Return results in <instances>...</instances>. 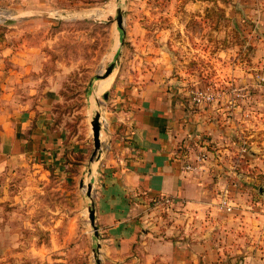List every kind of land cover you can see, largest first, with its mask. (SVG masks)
<instances>
[{"label":"crops","instance_id":"obj_1","mask_svg":"<svg viewBox=\"0 0 264 264\" xmlns=\"http://www.w3.org/2000/svg\"><path fill=\"white\" fill-rule=\"evenodd\" d=\"M240 2L262 28L252 59L264 66V0ZM23 54L0 34V264H97L98 242L101 264H238L227 260L242 249L223 239L216 187L175 157L200 128L182 101L156 84L117 83L95 158L56 124L49 100L25 92ZM161 195L176 202L160 216L150 201ZM254 261L240 264H263Z\"/></svg>","mask_w":264,"mask_h":264},{"label":"rangeland","instance_id":"obj_2","mask_svg":"<svg viewBox=\"0 0 264 264\" xmlns=\"http://www.w3.org/2000/svg\"><path fill=\"white\" fill-rule=\"evenodd\" d=\"M23 2L0 0V34L24 53L25 92L49 100L56 124L90 156L89 94L116 57L99 109L117 83L165 88L200 126L179 140L175 157L216 187L223 239L242 249L227 260L264 264V66L252 59L263 31L240 0H30L31 10ZM227 195L232 213L218 206Z\"/></svg>","mask_w":264,"mask_h":264},{"label":"water","instance_id":"obj_3","mask_svg":"<svg viewBox=\"0 0 264 264\" xmlns=\"http://www.w3.org/2000/svg\"><path fill=\"white\" fill-rule=\"evenodd\" d=\"M116 20H117L118 26L120 28H123V12H122L121 8H119L117 10ZM118 61H119V57H116V59L107 66L105 72L103 74L98 75L97 78L104 79V78L109 77L114 72ZM104 97L105 98L107 97V93L104 95ZM88 105H89L90 111L92 112L91 126H92V132H93V138H94V147H95L93 155H95L96 152L101 147V135H100L101 134V124H100L101 111L99 109V95L95 94V89L92 91L91 94H89ZM91 188H92V186H91V184H89L88 190H87L88 196L91 195ZM89 211H90L89 217H90L91 225L94 229L96 238L99 239L98 227L95 223V212H94L93 204L90 206ZM99 248H100V244L98 242L96 244L95 249H94L97 264H101V261L99 259Z\"/></svg>","mask_w":264,"mask_h":264},{"label":"built area","instance_id":"obj_4","mask_svg":"<svg viewBox=\"0 0 264 264\" xmlns=\"http://www.w3.org/2000/svg\"><path fill=\"white\" fill-rule=\"evenodd\" d=\"M191 165H187L186 169H190ZM176 199H174L170 195H161L158 197H154L150 201V207L152 210L156 209H166L170 208L173 204H175ZM218 206L223 209L227 213H232L237 208L236 202L233 200V198L227 196H224L220 199Z\"/></svg>","mask_w":264,"mask_h":264},{"label":"bare ground","instance_id":"obj_5","mask_svg":"<svg viewBox=\"0 0 264 264\" xmlns=\"http://www.w3.org/2000/svg\"><path fill=\"white\" fill-rule=\"evenodd\" d=\"M114 72H113V74L112 75H110L109 77H107V78H104V79H100V81H98L97 82V84H96V88H95V90H97V91H95V94H97V95H101L100 93H102V92H104L107 88H109V86L112 84V82H113V79H114ZM97 81V80H96ZM99 94H98V93ZM86 180H87V178H86Z\"/></svg>","mask_w":264,"mask_h":264}]
</instances>
